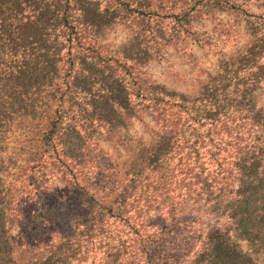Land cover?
Segmentation results:
<instances>
[{"label": "rangeland", "instance_id": "1", "mask_svg": "<svg viewBox=\"0 0 264 264\" xmlns=\"http://www.w3.org/2000/svg\"><path fill=\"white\" fill-rule=\"evenodd\" d=\"M92 2L115 13L106 25H77L73 52L86 59L64 54L59 70L70 77L60 72L51 104L0 100V198L13 258L215 264L231 250L240 264H264V225L243 203L228 216L242 194L235 180L223 186L217 167L234 153L252 158V149L264 164V144L250 145L253 132L239 127L253 123L264 141L263 31L250 25L264 17V0ZM66 78L77 85L71 93ZM58 101L79 109L73 126L53 122ZM176 104L217 115L193 123ZM51 130L56 150L45 146Z\"/></svg>", "mask_w": 264, "mask_h": 264}, {"label": "trees", "instance_id": "2", "mask_svg": "<svg viewBox=\"0 0 264 264\" xmlns=\"http://www.w3.org/2000/svg\"><path fill=\"white\" fill-rule=\"evenodd\" d=\"M92 1L0 0V94L3 95L0 100L5 102L4 99H8L4 104H51L49 99L54 98L55 95L52 86L60 72L65 71V75L70 77V70L61 68L59 70V66L64 60V54H68L70 59L72 57L86 59L85 56L73 52V45L81 41V33L77 25L79 23L106 25L110 22L111 15L115 13V7H111L110 11L113 12H109V7L97 8ZM250 25L251 28L253 25V27L262 29L263 37L259 36L261 37L259 42L264 44V17L259 21H251ZM65 49L66 53H64ZM249 52L251 56L256 53V51ZM262 71H264V67ZM65 80L67 81L65 92L71 93L72 89H77V85L74 82L70 83L69 78ZM251 80L256 81L253 78ZM17 95H21L25 99H18ZM167 101L179 103L175 100ZM61 103V101L56 103L58 105L53 112V122L57 125L73 126L79 117H82L77 113L79 109L74 106L73 102L66 109L60 107ZM176 105L184 109L187 118L193 123L217 115L216 110L208 105L204 107L189 104ZM50 117L52 116H48V118ZM252 125L253 123L242 122L239 125L240 131L251 130L253 132L249 139L250 145L264 144V141L259 139L262 133L254 132L255 128ZM191 129L195 130L196 128L191 126ZM52 131L45 132L43 138L48 140L45 143L47 148L56 150V144L50 142L52 139L49 138ZM198 131L203 132L204 130L198 128ZM62 137L60 136L58 139H62ZM173 141L176 142V140ZM252 151L254 154L252 158L245 156L246 153H234L230 158L229 156L226 158L227 163H225L226 160H217L218 174L227 181L223 186H227L229 183L233 185L232 181L235 180L239 185L237 193L242 194L241 197L231 201L232 206H230L231 210H229L228 216L232 217L235 214L234 208H238L243 203L246 204L245 210L251 218L256 223L264 225V164L257 160L256 154H260L259 149H252ZM252 160L256 161L252 162ZM1 187L0 179V194ZM7 207L6 202L0 198V264H18L12 256L9 228L6 227ZM230 243L226 238L224 247L232 248ZM238 257V253L236 256L229 250V252H224L215 264H240ZM55 260L46 258L32 264H54Z\"/></svg>", "mask_w": 264, "mask_h": 264}]
</instances>
